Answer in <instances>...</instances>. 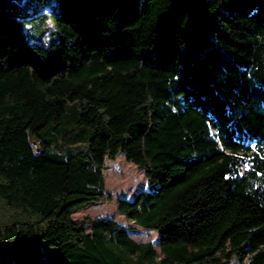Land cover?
Segmentation results:
<instances>
[{
  "label": "trees",
  "instance_id": "obj_1",
  "mask_svg": "<svg viewBox=\"0 0 264 264\" xmlns=\"http://www.w3.org/2000/svg\"><path fill=\"white\" fill-rule=\"evenodd\" d=\"M31 1L0 0V264H264V0ZM118 154L157 248L72 219Z\"/></svg>",
  "mask_w": 264,
  "mask_h": 264
},
{
  "label": "rangeland",
  "instance_id": "obj_2",
  "mask_svg": "<svg viewBox=\"0 0 264 264\" xmlns=\"http://www.w3.org/2000/svg\"><path fill=\"white\" fill-rule=\"evenodd\" d=\"M44 7V9H41ZM57 9L55 2L51 0H39L31 1V16L41 18L44 16L48 17V20H52L54 17L55 10ZM43 11L48 13L43 14ZM41 28L46 29L47 32L53 29V25L49 21H44ZM39 27L31 29V33L34 36H38ZM24 33L26 34V26H24ZM55 35H44L45 41H51ZM36 39L35 37L33 38ZM104 179V192L107 196L102 202L90 205L82 210L72 213V219L79 221L84 217L94 218L97 216H105L111 218L123 226L129 227L131 231V237L137 242H150L154 247L157 248V232L143 229L135 226L132 221L125 219L122 215L118 214L116 199L118 197H125L131 199L134 192L146 189L147 179L144 177L142 170L136 167L134 164L125 161L121 154H118L114 160H107L105 167L102 171Z\"/></svg>",
  "mask_w": 264,
  "mask_h": 264
}]
</instances>
